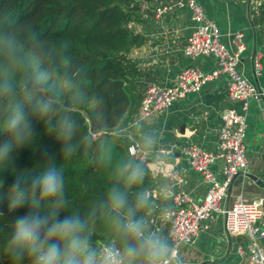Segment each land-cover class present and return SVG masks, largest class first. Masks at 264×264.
<instances>
[{
  "label": "trees",
  "instance_id": "obj_1",
  "mask_svg": "<svg viewBox=\"0 0 264 264\" xmlns=\"http://www.w3.org/2000/svg\"><path fill=\"white\" fill-rule=\"evenodd\" d=\"M146 0H0V81L9 75L22 80L36 71L49 74L48 84L55 90L54 111L50 123L35 119L33 145L17 153L0 175L7 184L0 188L5 199L0 203V254L15 219L27 207L11 210L7 205L8 186L21 172L35 174L51 153L66 174L68 200L65 213L88 221L92 243L109 240L118 246L107 218L111 209L100 207L114 184H120L115 172L118 162H141L149 170L142 185L153 193L155 177L149 161L131 153L134 140L123 133L141 103V66L134 49L145 41L133 23L142 19ZM259 21L264 22V1ZM18 61L22 66L17 68ZM47 96L46 88L39 90ZM82 100H74V93ZM6 105L0 106V121L6 120ZM75 123L71 143L76 153L61 161L63 141L51 129L61 117ZM96 134V136H94ZM7 134L0 130V141ZM158 198L156 197V201ZM167 207L173 198L165 199ZM45 213L56 212L43 208ZM150 211V210H149ZM149 214V212H148ZM7 256V255H6ZM1 261L9 264L8 257Z\"/></svg>",
  "mask_w": 264,
  "mask_h": 264
},
{
  "label": "crops",
  "instance_id": "obj_2",
  "mask_svg": "<svg viewBox=\"0 0 264 264\" xmlns=\"http://www.w3.org/2000/svg\"><path fill=\"white\" fill-rule=\"evenodd\" d=\"M168 0H149L158 4ZM207 15L215 20L223 33V41L230 49L234 48L232 34L242 31L246 49L242 53L240 68L251 81L264 89V22L259 21V5L264 0H198ZM135 29L145 35L144 43L134 49L133 56L141 66L143 91L150 81L163 86L177 83L181 70L189 65H197L205 72L219 66L217 57L202 54L190 57L183 47L188 36L195 29L196 21L188 7L176 8L158 16L143 8L142 19L133 23ZM261 55L262 68L255 72L254 59ZM229 76L221 73L207 81L197 91L188 92L168 108L156 110L148 116L142 115L139 106L122 130L141 148L149 151V161L155 177L154 195L156 212L167 207L165 199L173 198V193L185 189L194 201L203 200L208 183L203 174L195 169L183 151V146L194 143L207 150H217L219 128L223 113L229 107L242 109V101H232L228 97ZM247 157L248 165L244 172L235 176L224 205L233 204L240 197L248 200L264 195V105L258 99H249L247 109ZM145 135H152L157 143L148 147L143 143ZM224 160L217 158L212 168L217 177L223 179ZM169 171H176L175 177ZM169 189L161 197L160 189ZM148 217L152 224L160 227L169 235L168 222L161 220L151 209ZM244 240L242 234H229L226 231L224 216L212 212L201 224L199 233L192 242L179 248L184 264H246V258L238 250ZM264 241V240H263ZM101 248V245L98 246Z\"/></svg>",
  "mask_w": 264,
  "mask_h": 264
},
{
  "label": "clouds",
  "instance_id": "obj_3",
  "mask_svg": "<svg viewBox=\"0 0 264 264\" xmlns=\"http://www.w3.org/2000/svg\"><path fill=\"white\" fill-rule=\"evenodd\" d=\"M21 66L22 61H18L17 68ZM48 80L46 71H36L19 81L11 75L0 81V106L6 105L8 110L6 120L0 121V130L7 134L0 141V173L16 158L14 153L33 145V121H44L46 126L50 123L56 90ZM41 88H46L47 96L40 95ZM74 100H82L78 92L74 93ZM51 130L63 141L61 161L74 156V121L61 117ZM143 143L154 147L157 141L152 135H145ZM45 156L35 174L18 173L8 186V208L27 207L15 219L3 244L9 264H184L172 238L148 217L151 209L163 221L171 210L164 206L163 211L156 212V197L149 189L138 187L149 174L144 164L131 160L117 163L115 172L120 176V184L112 186L100 207L112 210L107 222L119 243L114 247L109 242L101 249L91 241L88 221L65 213V170L53 154ZM5 184L7 178L0 175V188ZM168 190L161 188V197ZM4 199L0 193V203ZM45 207L57 211L45 213Z\"/></svg>",
  "mask_w": 264,
  "mask_h": 264
},
{
  "label": "built area",
  "instance_id": "obj_4",
  "mask_svg": "<svg viewBox=\"0 0 264 264\" xmlns=\"http://www.w3.org/2000/svg\"><path fill=\"white\" fill-rule=\"evenodd\" d=\"M188 7L196 21L195 29L188 36L183 50L186 55L196 57L202 54H214L219 66L211 72H205L197 65H189L179 73L177 83L163 86L150 81L142 91L140 108L143 116H148L156 110L170 107L188 92L197 91L203 85L226 73L229 76L228 97L232 101H242L241 110L229 107L223 113V121L219 128L217 150H207L197 144L183 146L191 165L199 170L209 187L203 200L194 201L185 189L173 193L174 205L168 207L171 214L168 222L169 236L179 250L180 246L188 244L199 233L202 222L218 212L224 216L226 231L229 234H242L244 240L238 244V250L246 258V264H264V195L248 200L240 197L229 204L223 203L228 197L233 179L246 170L247 157V109L249 99L264 98V89L247 77L240 68L242 53L246 49L242 31L231 36L233 49L223 41V33L217 22L211 19L203 5L198 0H168L158 4H150L149 0L142 3V9H147L158 16L164 15L176 8ZM255 72L262 68L261 55L254 59ZM96 136V134H94ZM131 153L146 160L149 151L134 142L130 146ZM224 160L223 179L215 174L212 163L217 159ZM175 177L176 171H169ZM109 242H103L101 249ZM114 247L115 245L111 243ZM0 264H5L1 261Z\"/></svg>",
  "mask_w": 264,
  "mask_h": 264
},
{
  "label": "rangeland",
  "instance_id": "obj_5",
  "mask_svg": "<svg viewBox=\"0 0 264 264\" xmlns=\"http://www.w3.org/2000/svg\"><path fill=\"white\" fill-rule=\"evenodd\" d=\"M103 242H110V243H113L112 241H109V240H101V241H98V243H97V247L99 246V245H101ZM114 244V243H113ZM7 256L5 255V256H3L2 254H0V258H6Z\"/></svg>",
  "mask_w": 264,
  "mask_h": 264
},
{
  "label": "water",
  "instance_id": "obj_6",
  "mask_svg": "<svg viewBox=\"0 0 264 264\" xmlns=\"http://www.w3.org/2000/svg\"><path fill=\"white\" fill-rule=\"evenodd\" d=\"M250 2H251V0H249V3ZM258 100H259L261 106H263L264 105V98H259Z\"/></svg>",
  "mask_w": 264,
  "mask_h": 264
}]
</instances>
